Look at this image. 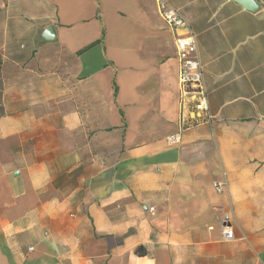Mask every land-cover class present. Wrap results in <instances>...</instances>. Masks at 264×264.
Returning a JSON list of instances; mask_svg holds the SVG:
<instances>
[{"label": "crops", "instance_id": "0c3cea01", "mask_svg": "<svg viewBox=\"0 0 264 264\" xmlns=\"http://www.w3.org/2000/svg\"><path fill=\"white\" fill-rule=\"evenodd\" d=\"M164 1L0 0V264H264V0ZM177 36L216 118L170 146Z\"/></svg>", "mask_w": 264, "mask_h": 264}, {"label": "built area", "instance_id": "2783aa9c", "mask_svg": "<svg viewBox=\"0 0 264 264\" xmlns=\"http://www.w3.org/2000/svg\"><path fill=\"white\" fill-rule=\"evenodd\" d=\"M157 3L161 17L170 28L177 30L186 24L183 15L172 9L164 0H157ZM175 43L179 64L180 99L177 130L167 138L170 146L179 145L183 134L192 128L204 124L212 126L216 118L210 112L204 70L196 56V42L191 36H177ZM215 189L218 193H222L224 186L217 183ZM222 233L227 241L235 239V230L228 222L223 223Z\"/></svg>", "mask_w": 264, "mask_h": 264}, {"label": "water", "instance_id": "95a60500", "mask_svg": "<svg viewBox=\"0 0 264 264\" xmlns=\"http://www.w3.org/2000/svg\"><path fill=\"white\" fill-rule=\"evenodd\" d=\"M237 1L240 2L242 5H244L249 10H256V8H257V6L253 0H237ZM45 38L46 39L54 38V32H53V29L51 27H49L46 30Z\"/></svg>", "mask_w": 264, "mask_h": 264}, {"label": "trees", "instance_id": "16d2710c", "mask_svg": "<svg viewBox=\"0 0 264 264\" xmlns=\"http://www.w3.org/2000/svg\"><path fill=\"white\" fill-rule=\"evenodd\" d=\"M89 48H91V47H89ZM89 48L84 49V50L81 51L80 53H84V52L87 51ZM137 253H138L139 255H144V254H145L144 252H141L139 249L137 250Z\"/></svg>", "mask_w": 264, "mask_h": 264}]
</instances>
